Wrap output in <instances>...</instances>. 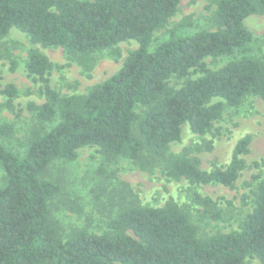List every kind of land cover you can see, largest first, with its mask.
Returning <instances> with one entry per match:
<instances>
[{
  "label": "trees",
  "instance_id": "16d2710c",
  "mask_svg": "<svg viewBox=\"0 0 264 264\" xmlns=\"http://www.w3.org/2000/svg\"><path fill=\"white\" fill-rule=\"evenodd\" d=\"M180 1L0 0V40L18 28L32 43L61 47L85 71L97 51L114 52L127 40L138 44L108 78L84 94L65 96L49 85V58L37 48L29 50L26 71L40 82L44 102H29L26 108L51 127L33 130L22 156L0 141V264H264V178L256 183L254 206L239 230L206 237L173 200L122 208L100 234L76 229L64 239L51 218L50 201L60 187L46 177L48 167L54 160H73L83 147H97L109 160L128 158L142 169L160 164L168 178L196 184L231 187L248 166L243 156L249 152V134L236 141L226 164L210 170L189 155L192 147L167 151L180 140L184 123L203 135L226 106H237L247 96L264 100V60L247 53L253 36L244 24L250 15H264V0H208L215 7V29L170 30L150 49L154 32L167 25ZM187 25L183 20L179 28ZM234 53L240 57L214 70L204 62ZM192 72L200 75L178 88L167 84L173 75ZM0 93L10 106L18 92L6 83ZM11 133V125L0 124V137ZM204 147L211 150V141ZM193 200L204 213L220 217L210 198L195 195Z\"/></svg>",
  "mask_w": 264,
  "mask_h": 264
},
{
  "label": "rangeland",
  "instance_id": "374dc122",
  "mask_svg": "<svg viewBox=\"0 0 264 264\" xmlns=\"http://www.w3.org/2000/svg\"><path fill=\"white\" fill-rule=\"evenodd\" d=\"M214 10V5L208 0H181L167 25L154 32L150 49L167 38L170 30L188 34L215 29ZM183 20L189 21V25L179 28ZM244 24L253 36L247 53L264 60V15H250ZM137 45L135 40H127L116 44L114 52L110 49L97 51L93 54L92 67L85 71L61 47L32 43L24 32L11 28L0 40L4 55L0 59V84L12 83L18 93L10 106L6 105V96L0 93V124L12 126V133L8 137H0V141L22 156L32 131L41 132L51 127L50 124L38 123L34 112L26 108L29 102H44L39 91L40 82L29 75L25 67L31 48L39 49L49 58L53 65L48 74L49 85L65 96L84 94L108 78L122 66L129 51ZM238 57L240 55L234 53L214 59L207 57L204 62L207 68L214 70ZM199 75V72L185 77L173 75L167 84L178 88L186 79ZM245 134L251 136L249 152L243 156L248 166L231 187L217 183H190L186 179L173 180L165 175L160 164L142 169L128 158L106 159L97 147L80 148L73 160H54L48 167L46 177L60 187L50 201L51 218L64 239L76 229L100 234L107 230L108 222L122 208L135 205L158 207L173 200L198 227L200 237L237 231L254 206L253 192L257 181L264 178V100L247 96L237 106H226L210 131L203 135L193 133L184 123L180 140L170 143L167 151L177 154L183 147H192L189 155L199 159L202 169L210 170L229 161L234 144ZM207 141H211V150L204 147ZM196 146L202 150H195ZM253 161L260 165L251 166ZM3 175L0 168V184ZM254 175L258 178L254 179ZM195 195L210 198L214 202L213 210L218 211L220 217L213 218L204 213L203 205L193 200ZM246 261L256 263L257 259L247 258Z\"/></svg>",
  "mask_w": 264,
  "mask_h": 264
}]
</instances>
